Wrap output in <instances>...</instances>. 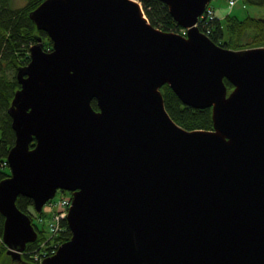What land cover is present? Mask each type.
<instances>
[{"label": "water", "instance_id": "water-1", "mask_svg": "<svg viewBox=\"0 0 264 264\" xmlns=\"http://www.w3.org/2000/svg\"><path fill=\"white\" fill-rule=\"evenodd\" d=\"M162 1L185 32L155 26L141 0L30 11L53 44L37 36L9 107L16 139L0 212L13 258L39 236L18 196L41 212L64 189L72 236L41 264H264V45L203 32L211 0ZM165 83L212 107L213 128L177 123Z\"/></svg>", "mask_w": 264, "mask_h": 264}, {"label": "trees", "instance_id": "trees-1", "mask_svg": "<svg viewBox=\"0 0 264 264\" xmlns=\"http://www.w3.org/2000/svg\"><path fill=\"white\" fill-rule=\"evenodd\" d=\"M43 0H27L21 7H15L13 0H0V180L9 175L11 169L8 164V154L15 144L16 133L12 125L9 107L12 104L16 90L21 86L17 78L20 65L30 61V47L37 41V36L44 38V48L52 47V39L46 31L39 29L30 17V11ZM249 4L264 7V0H246ZM145 13L151 23L169 31L182 32L183 28L173 18L168 5L162 0H141ZM211 4V3H210ZM208 35L217 43L232 48H245L264 45V15H248L240 18L235 14L227 13L223 17L217 16L209 22ZM229 90L234 85L225 78ZM161 90L165 98V105L173 119L188 129L213 128L212 107L195 108L185 104L172 87L165 83ZM92 104L98 109L96 99ZM17 204L33 218V199L26 195H19ZM5 216L0 212V263L5 260L7 245L3 242ZM34 222V221H33ZM38 239L27 244L25 258L32 264H41L40 259L30 256V251L39 249L45 256L54 253L58 246L71 238L72 230L68 221H64L61 233L44 246L46 240L39 227ZM55 240V241H53ZM46 252V254H44ZM8 257V256H7Z\"/></svg>", "mask_w": 264, "mask_h": 264}, {"label": "rangeland", "instance_id": "rangeland-1", "mask_svg": "<svg viewBox=\"0 0 264 264\" xmlns=\"http://www.w3.org/2000/svg\"><path fill=\"white\" fill-rule=\"evenodd\" d=\"M26 2L27 0H13L15 7H21L25 5ZM210 3L218 9L220 17L225 16L229 12L231 14L237 15L240 18H245L248 15H264V7L249 4L246 0H236V3L233 7L230 6L229 0H211ZM58 194H61V191H58L57 195ZM32 211L34 212L33 221L41 230L42 236L49 238L51 236L50 225L53 219L54 208L50 203H46L41 212L36 211L34 206ZM7 256L5 260L2 261V264H32L25 263L23 260L24 257L23 259H15L10 254Z\"/></svg>", "mask_w": 264, "mask_h": 264}, {"label": "built area", "instance_id": "built-area-1", "mask_svg": "<svg viewBox=\"0 0 264 264\" xmlns=\"http://www.w3.org/2000/svg\"><path fill=\"white\" fill-rule=\"evenodd\" d=\"M236 3V0H229V4L231 7H233ZM217 17L216 14V8L212 5H209L206 7V10L204 13L200 16L198 25L204 31L205 33L209 32V22L212 21ZM208 34V33H207ZM50 50V47L47 48ZM73 201V194L70 191L61 190V194H56L52 198L48 200L47 203H50L52 207L54 208V214L53 219L50 225V231L51 236L47 238L46 240L41 242V246H44L49 240H51L53 237L59 235L64 228V221L67 220V216L69 213V209L72 205ZM56 251V250H55ZM54 251V252H55ZM46 254V252H44ZM30 256L34 257L35 259H42L44 258V255L41 254L40 248L31 250Z\"/></svg>", "mask_w": 264, "mask_h": 264}, {"label": "flooded vegetation", "instance_id": "flooded-vegetation-1", "mask_svg": "<svg viewBox=\"0 0 264 264\" xmlns=\"http://www.w3.org/2000/svg\"><path fill=\"white\" fill-rule=\"evenodd\" d=\"M24 253H26V251H25ZM24 253H23V257H24V259H23V260H24V262H25V263H29V260L25 258V255H24Z\"/></svg>", "mask_w": 264, "mask_h": 264}, {"label": "crops", "instance_id": "crops-1", "mask_svg": "<svg viewBox=\"0 0 264 264\" xmlns=\"http://www.w3.org/2000/svg\"><path fill=\"white\" fill-rule=\"evenodd\" d=\"M216 8V7H215ZM216 14H217V16H219L220 17V15H219V13H218V9L216 8Z\"/></svg>", "mask_w": 264, "mask_h": 264}]
</instances>
